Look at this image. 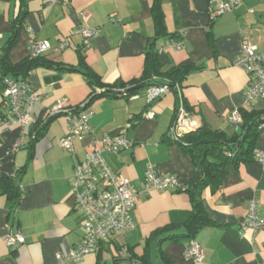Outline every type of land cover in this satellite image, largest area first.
<instances>
[{"label": "crops", "instance_id": "0c3cea01", "mask_svg": "<svg viewBox=\"0 0 264 264\" xmlns=\"http://www.w3.org/2000/svg\"><path fill=\"white\" fill-rule=\"evenodd\" d=\"M154 1L0 0V48L10 41L24 7L27 14L23 27L10 51L12 63L29 57L32 41H49L51 50L43 55L47 61L77 66L82 52L104 83H127L141 77L145 54L157 37ZM161 1L168 36L159 38L158 48L182 43L180 49L167 48L160 56L161 63L170 67L189 60L200 67L182 84L183 103L211 130L233 134L236 127L230 118L234 111H264V100L248 106L247 74L233 64L244 43L264 51V0H244L234 12L215 19V0ZM91 28L101 32L92 47L85 49L79 30ZM64 41L68 46L61 49ZM58 77L60 80L55 79ZM28 82L39 95L33 125L58 101L79 107L86 105L92 93L80 73L37 68L30 72ZM2 102L0 92V108ZM178 106L176 93H168L152 105L155 118L145 119L143 115L150 109L146 90L133 97L99 99L90 107L93 133L75 141L76 153L58 145L67 133L64 117L51 122L32 156L29 136L24 145L17 147L21 127L5 132L0 138V178L18 174L21 196L16 203L7 196L0 197V264H113L118 255L126 259L128 249L143 254L156 231L186 224L192 203L184 190L147 194L142 189L150 164L157 165L163 174L178 176L183 189L199 175L192 157L166 141ZM106 134H124L132 142L129 150L106 155L105 159L138 191L137 205L131 213L134 228L103 243L101 256L99 248L78 263L59 261L58 254L75 249L85 235L70 185L74 166L92 150L93 138ZM256 151L264 153V130L256 141ZM253 200L258 201L259 216L264 218V165L254 161L229 166L220 191L213 193L208 188L204 192L206 213L214 224L202 229L194 240L203 248L204 261L196 263L185 258L189 240L164 242L161 246L155 241L150 248L154 263L166 264L164 254L171 264H264V229L243 236L248 205ZM9 231L22 234L26 242L8 246L5 237Z\"/></svg>", "mask_w": 264, "mask_h": 264}, {"label": "built area", "instance_id": "2783aa9c", "mask_svg": "<svg viewBox=\"0 0 264 264\" xmlns=\"http://www.w3.org/2000/svg\"><path fill=\"white\" fill-rule=\"evenodd\" d=\"M243 1L215 0L213 19L234 12ZM68 7L69 5L66 4L65 8ZM83 17L86 20L88 15L85 14ZM30 32H32L31 29ZM100 32L99 28L79 30L84 38L85 49L92 47ZM1 37L0 34V39ZM67 46L65 41L60 44L61 49ZM170 47L180 49L182 43L175 42L159 49V52L162 54ZM50 50L49 41H32L29 56L31 58L40 57ZM233 64L247 74L246 100L248 106L256 101L264 100V51L260 52L254 45L244 43L241 53L234 59ZM174 91L182 98V86L179 84L174 88L168 85L149 87L146 90V100L150 109L144 113L143 118L154 119L156 114L151 108L152 105L164 95L175 93ZM38 101L39 95L32 91L28 79L23 81L6 79V90L3 93L0 108V138L5 132L19 126L22 128V137L17 147L24 145L33 125L34 106ZM84 107L85 105L71 107L66 101L60 100L46 112L47 119L52 117L66 119L67 133L58 141L59 147L66 152L76 153L75 141L93 133L90 122L93 112L90 108L84 110ZM230 119L237 130L242 122L238 110L232 113ZM201 127L202 123L186 110L183 99H181L176 117L169 129V138L179 141ZM91 147L92 150L85 159L74 166L70 180L75 201L74 208L79 213L80 225L85 235L75 249L59 253L57 256L59 261L81 262L87 255L97 253L101 244L113 241L134 228L131 213L137 205L138 191L128 178L114 172L105 159L106 155H119L129 150L132 142L124 134H106L100 138H93ZM254 156L256 162L264 165L263 152L255 150ZM142 189L147 194L151 191L184 190L178 176L163 174L157 165L152 164L147 167ZM242 228L244 237L247 232L256 234L264 229V218L259 216L258 201L253 200L249 203L246 221ZM5 241L8 246L22 245L26 242L22 234H15L11 231L6 235ZM185 258L200 263L204 261L205 253L201 245L192 240L185 248Z\"/></svg>", "mask_w": 264, "mask_h": 264}, {"label": "trees", "instance_id": "16d2710c", "mask_svg": "<svg viewBox=\"0 0 264 264\" xmlns=\"http://www.w3.org/2000/svg\"><path fill=\"white\" fill-rule=\"evenodd\" d=\"M26 14L27 10L22 7L21 14L16 22L10 41L7 46L0 48L1 93H4L6 90V79L15 81L26 80L30 72L37 68L52 69L58 73H80L86 77L92 88V93L84 107L85 110L90 108L94 102L99 99L116 97L117 95L112 91H129L126 96L133 97L142 90H130L139 85H144V90H147L151 86L168 85L171 88H174L177 84L182 86L184 81L191 74L201 69L189 60L170 67L161 63V53L159 52L157 43L159 38L168 36L161 0H155L152 8L157 37L150 42V47L145 54L144 70L141 77L127 83L121 82L114 85H108L103 82L102 78L89 67L82 52H79V62L77 66L55 64L47 61L44 56L36 58H31L29 56L19 63H12L10 60V51L17 43ZM174 92L178 97V103H180L182 98L179 97L176 91ZM184 106L190 114L194 115L190 107H186L185 104ZM46 112H44L30 128L28 135L30 137V142L28 147L31 156L33 155L36 144L43 138L51 122L59 118L52 117L47 119ZM238 112L242 122L233 134H227L223 131H214L203 124L200 129L187 134L179 141L171 140L167 134L166 141L170 144L180 146L183 151L189 154L198 170L199 175L184 189V192L189 195L192 203L190 219L182 226L165 227L156 231L152 234L150 239H148L143 254L139 255L134 252V249H128V254L126 257L124 256L126 259H121L122 255H118V257L114 259L113 264H155L150 249L153 242L158 241V244L161 246L164 242L169 241H192L195 240V237L202 229L214 225L211 223L206 213L204 192L208 188L213 193L220 191L229 166L239 167L242 164L255 161L254 153L256 150V141L264 130V111L242 108L238 109ZM1 196H7L12 202H18L21 196L18 174L14 173L11 176L0 178V197ZM101 245L98 252L99 256L103 253V244ZM100 260L101 259H99V261ZM162 260L166 264H171L164 254H162Z\"/></svg>", "mask_w": 264, "mask_h": 264}, {"label": "water", "instance_id": "95a60500", "mask_svg": "<svg viewBox=\"0 0 264 264\" xmlns=\"http://www.w3.org/2000/svg\"><path fill=\"white\" fill-rule=\"evenodd\" d=\"M57 80H60V77L58 78H55ZM145 89V86L144 85H139V86H136L134 88H132L130 91H140V90H144ZM115 95H119V96H123V95H126L129 91H112Z\"/></svg>", "mask_w": 264, "mask_h": 264}]
</instances>
